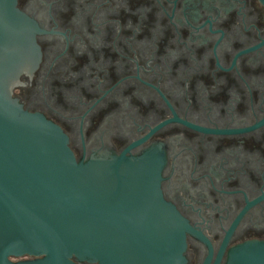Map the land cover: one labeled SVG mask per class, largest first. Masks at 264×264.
<instances>
[{
	"label": "flooded vegetation",
	"instance_id": "af4514ba",
	"mask_svg": "<svg viewBox=\"0 0 264 264\" xmlns=\"http://www.w3.org/2000/svg\"><path fill=\"white\" fill-rule=\"evenodd\" d=\"M35 60L12 96L77 161L144 157L194 234L186 264L264 242L260 0H16Z\"/></svg>",
	"mask_w": 264,
	"mask_h": 264
},
{
	"label": "water",
	"instance_id": "95a60500",
	"mask_svg": "<svg viewBox=\"0 0 264 264\" xmlns=\"http://www.w3.org/2000/svg\"><path fill=\"white\" fill-rule=\"evenodd\" d=\"M33 33L16 0H0V264H186L194 232L158 169L125 153L77 161L64 132L12 96ZM225 264H264V242L229 249Z\"/></svg>",
	"mask_w": 264,
	"mask_h": 264
}]
</instances>
